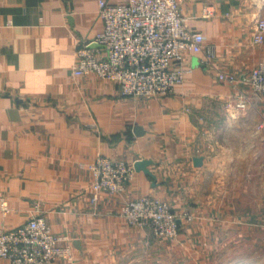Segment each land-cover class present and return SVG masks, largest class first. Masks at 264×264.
I'll return each instance as SVG.
<instances>
[{"label":"crops","instance_id":"obj_1","mask_svg":"<svg viewBox=\"0 0 264 264\" xmlns=\"http://www.w3.org/2000/svg\"><path fill=\"white\" fill-rule=\"evenodd\" d=\"M98 1L0 0V198L10 209L0 228L42 217L76 245L73 262L55 264H264V198L205 200L243 175L231 161H246L245 193H264V102L255 113L229 106L234 92L193 54L182 63L191 72L164 97H125L94 75L73 76L75 47L101 30ZM179 3L189 28L214 47L215 69L242 78L264 59V42L250 41L264 0ZM206 7L210 19L200 17ZM260 121L263 129L253 132ZM98 156L148 165L121 195L91 203L88 166ZM140 196L174 209L179 201L196 217L182 224L177 244L153 239L142 249L144 234L117 215L121 203Z\"/></svg>","mask_w":264,"mask_h":264},{"label":"built area","instance_id":"obj_2","mask_svg":"<svg viewBox=\"0 0 264 264\" xmlns=\"http://www.w3.org/2000/svg\"><path fill=\"white\" fill-rule=\"evenodd\" d=\"M96 15L101 30L75 47L73 76L94 75L114 84L125 97H164L191 72L182 63L188 54H193L198 55L199 66L214 73L218 83L236 91L235 76L213 67L214 47L205 43L201 33L189 28L179 0H126L121 4L99 0ZM213 15L212 8L206 7L200 17L210 19ZM250 41L253 46L264 42V19L255 20ZM243 80L253 93H264V59ZM238 91L234 104L229 106L244 110L247 98L239 87ZM137 161L127 163L98 156L88 166L90 202L95 203L100 194L121 195L134 176ZM9 211L6 199L1 197V217L5 218ZM117 215L126 225L147 229L156 238L173 239L178 227L167 202L153 196L121 203ZM0 259L9 264L71 263L75 250L72 242L52 232L42 217H31L16 227L0 228Z\"/></svg>","mask_w":264,"mask_h":264},{"label":"rangeland","instance_id":"obj_3","mask_svg":"<svg viewBox=\"0 0 264 264\" xmlns=\"http://www.w3.org/2000/svg\"><path fill=\"white\" fill-rule=\"evenodd\" d=\"M252 69H253V67L249 70L248 73H250ZM235 78H236L237 87L233 88V89H236V91L232 90L230 88L232 90V92H234V94L232 95L234 101L231 104H234V102H235L234 97H235V95H237L239 93V91H238V87H239V89L245 94V96L247 98V100H246L247 111L251 110L252 112L255 113L256 111H258L257 108L259 106L260 101L264 102V93H256V92L253 93L249 88L242 87L243 85H241V84H243V81H245V80H243L237 76H235ZM222 85H224V84H222ZM224 86H226V85H224ZM251 100H253V102H251ZM228 104H229V102H226L225 106H227ZM255 123H256V121H255ZM261 124L262 123L260 121L255 126V129L253 132H257V131L262 130L264 125L262 127ZM228 163H233L232 165H229L230 166L229 168H233V170L236 168L235 170L237 172H239L240 174H243V175L238 176V177H234V184H233L234 186L233 185L232 186H224V185L230 184L229 181H225V182H223V184L220 185V190L218 192L210 191L208 194H205L206 204H251V202L253 204H259V201H261V199L264 198V193L263 194L259 193V192H253L252 194L245 193L244 170L246 168V166H245L246 161L226 162V164H228ZM226 164H224V165H226ZM253 167L255 169V166H253ZM259 168H261L260 164L258 166V169ZM248 174L249 173L247 172V175ZM232 179L233 178L231 177V180ZM259 179H260L259 177L255 178V176H254L253 177L254 183L256 181H259ZM227 180H228V178H227ZM218 189H219V186H218L217 190ZM156 198H158V197H156ZM159 199L163 201V199H161V198H159ZM195 200L196 199L193 198L191 200V202L195 201ZM166 202L168 204L169 213L171 215L175 216L177 224H178V227L176 228V231L174 232L175 237L173 239L156 238V237L152 236L151 233L147 229L135 227L136 229L140 230L146 238V239L142 240V244L144 245V247H142V249H147L146 247H148V245L151 243L150 240H153V239L156 242H158L157 244H161V243H163V241H173V242H175V244H177V241L179 240V234L181 233V230H182V224L187 223V222H192L194 219H196V217L193 214H191L190 212H188L185 208H183V209L180 208L179 204L181 202L177 201L178 204H175V205H177L178 209H174L173 207H175V206L170 201H166ZM183 203L184 202L182 201V204ZM226 226H228V225L226 224ZM253 227L254 228L259 227L258 228V230H259L261 226L260 225L259 226L254 225ZM178 245H179V243H178ZM142 254H144V253L142 252ZM141 258H143V257H141ZM253 259L258 261L259 259L262 260L263 258H260V256L254 255ZM217 260H219V257L215 261H217ZM59 262H64V261H59Z\"/></svg>","mask_w":264,"mask_h":264},{"label":"water","instance_id":"obj_4","mask_svg":"<svg viewBox=\"0 0 264 264\" xmlns=\"http://www.w3.org/2000/svg\"><path fill=\"white\" fill-rule=\"evenodd\" d=\"M136 133H138V132H136ZM194 162L196 163V162H198V160L194 159ZM147 165H148L147 161L139 160V161L134 163V170H135V172H138V171H145L146 172V166ZM73 246L76 247L75 243H73Z\"/></svg>","mask_w":264,"mask_h":264}]
</instances>
